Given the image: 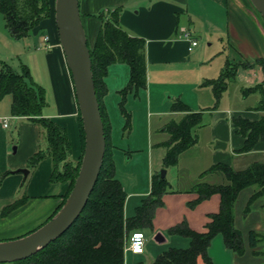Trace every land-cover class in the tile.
Masks as SVG:
<instances>
[{"label": "crops", "instance_id": "0c3cea01", "mask_svg": "<svg viewBox=\"0 0 264 264\" xmlns=\"http://www.w3.org/2000/svg\"><path fill=\"white\" fill-rule=\"evenodd\" d=\"M117 6L121 7V25L130 34L146 40L147 60L146 87L139 90V96L133 92L127 95L132 112L146 111L142 138L140 142L128 141L126 150L124 146L114 144L111 134L116 173L118 166L123 167L127 151V161H133L138 153L144 159L142 168H145L147 182L143 186L131 184L125 177H120L127 193L126 216L134 215L136 207L151 191L153 174L159 166L163 167L166 148L161 143L170 136L168 123L179 121L185 114L172 111L170 104L165 103L167 99L181 97L193 111L202 112L201 122L194 128L197 142L180 154L176 165L166 168L168 191L163 195V205L157 207L153 217V231L166 238L162 242L169 237L172 246L188 247L189 237L169 234L168 229L186 221L191 228L204 231L210 214L220 208L218 193L190 206L188 202L198 196L190 188L198 180L226 182L224 175L218 172L202 177L200 174L217 162L228 163L236 170L256 161L264 162V138L258 140L252 149L238 151L244 145L245 137L233 125L234 117L257 120L264 113V69L259 61L264 60V18L250 0H80L81 17L91 45L101 25L100 19L92 14ZM39 29H44L43 33H39ZM185 31L196 39L198 33L204 34L212 39L209 45L216 39V49L208 51L207 47L199 44L190 48L191 37ZM46 33L53 40V47L49 49L42 46ZM30 36L35 39V44L36 39L39 40L40 46L36 49L42 53L41 74L39 68L35 73L30 65L35 81L46 90L42 113L66 129L71 147L69 157L76 161L82 152L79 107L63 49L55 44L57 29L53 15L34 27ZM228 61L239 62L240 65L234 78L228 81L226 102L224 94L216 102L212 87L203 85L202 81L217 78ZM121 68L126 69V78H129L128 64L123 62L112 63L106 77L108 92L104 103L112 132L117 131L123 120L117 119V125H113L111 120L120 116L115 101H119L118 91L127 81L121 83L115 76ZM166 93H170L167 98ZM8 94L0 98V240L24 235L46 222L60 206L69 184L68 181L51 179L54 162L49 155H45L35 166L30 165V158L46 148L47 140L38 122L12 114V95ZM4 117L8 118V126L3 124ZM114 139H119L118 132ZM219 140L226 143L224 148L215 147ZM20 168H27L28 173L20 171ZM253 191V186L245 187L235 202V225L242 231L246 251L243 255L232 251V264H264V254H254L249 245L250 230L264 231V197L256 199L251 209L245 211ZM21 196L26 197L22 204L2 214L3 208ZM155 247L156 251L148 256L146 246L144 252L138 254L126 250L125 264L152 262L164 251L163 246ZM257 249L264 250V243Z\"/></svg>", "mask_w": 264, "mask_h": 264}, {"label": "trees", "instance_id": "16d2710c", "mask_svg": "<svg viewBox=\"0 0 264 264\" xmlns=\"http://www.w3.org/2000/svg\"><path fill=\"white\" fill-rule=\"evenodd\" d=\"M52 12H54L52 0H0V13L4 17L8 31L15 38L30 35L34 27L51 16ZM120 13L121 7L117 6L92 14L100 19L101 25L94 43L91 45L88 42L106 136L105 160L98 180L80 216L63 235L35 254L13 261L12 264H125V244L129 233L134 229L152 227L155 211L157 207L163 205V195L168 191L169 182L166 177L162 179L160 173L156 172L152 176L149 195L142 199L134 215L126 216L124 208L127 193L116 176L111 121L104 103V97L108 92L106 77L109 66L112 63L123 62L130 67L128 83L119 90L122 94L120 109L126 117L125 127L130 128L131 122V114L124 106L127 95L133 91L137 95L139 90L147 85L146 40L130 34L121 25ZM259 61L264 69V60ZM239 65V62L228 61L217 78H206L202 82L203 85L212 87L216 102L227 88L228 81L234 78ZM8 93L12 95V114L38 122L47 140L46 148L40 149L30 158V165L35 166L45 155H49L54 162L51 179L69 182L59 209L74 185L84 150L85 136L80 112L82 152L76 161H72L69 157L71 147L67 131L43 115L46 90L34 80L28 65L21 64L18 70L8 62H2L0 98ZM174 100L172 111H182L185 114L179 121L172 120L167 125L170 136L161 143L166 148L162 160L164 168L176 165L180 154L197 142L198 137L194 128L202 119V112L193 111L179 97ZM233 125L236 131L245 137L244 145L238 151H248L258 140L264 138V113L257 120L234 117ZM210 172L223 174L226 182L210 183L198 180L190 188L198 196L188 202L193 207L215 193L220 195V208L218 212L210 214L206 230L197 231L186 221L177 223L168 229V233L189 237L190 245L184 248L171 246L158 254L152 262L136 264H198L199 257H202L206 264H214L208 249L217 234H222L227 248L238 255L245 253L242 231L235 225V202L240 191L248 186H253L254 191L245 207L246 212L251 209L256 199L264 197V162L256 161L240 170L234 169L228 163L217 162L200 175L202 177ZM25 199V196L17 198L3 208L2 214L19 206ZM262 207L264 208V203ZM261 243H264V231L250 230L249 245L254 249V254H264V250L257 249Z\"/></svg>", "mask_w": 264, "mask_h": 264}, {"label": "water", "instance_id": "95a60500", "mask_svg": "<svg viewBox=\"0 0 264 264\" xmlns=\"http://www.w3.org/2000/svg\"><path fill=\"white\" fill-rule=\"evenodd\" d=\"M250 1L264 18V0ZM54 17L82 119L84 150L74 185L62 206L34 230L15 238L0 240V262H11L31 256L63 235L84 209L105 160V127L79 0H55ZM225 146L226 143L220 140L215 145L217 148ZM19 170L28 173L27 168ZM166 172V168L160 170L162 179L166 177ZM155 239L162 242L166 238L157 233Z\"/></svg>", "mask_w": 264, "mask_h": 264}, {"label": "rangeland", "instance_id": "374dc122", "mask_svg": "<svg viewBox=\"0 0 264 264\" xmlns=\"http://www.w3.org/2000/svg\"><path fill=\"white\" fill-rule=\"evenodd\" d=\"M54 3H55V0H52L53 7H54ZM52 15L54 17V12H52ZM2 18H4V17L0 13V69L2 68V62H8L15 69H18V70L20 69L21 64H26V65H28L29 68H31L30 65L33 66L34 72L37 71V69L39 68L38 69V72H39L40 69L42 68L41 67L42 62H41V57H40V54L42 55V53L40 51H37V49H36L38 45L40 46V44H38L39 40L36 39V44H35V39L32 38L33 36H30V35H28L26 37H22V38L13 37L6 27L5 20ZM54 19H55V17H54ZM3 21H4V25H3ZM56 29H57V26H56ZM43 31H44V29H39V33H43ZM46 36L48 37V39L44 40V38ZM56 37L57 38L55 39V41H56L55 44L61 46L60 41H59V37H58V32H57ZM42 39H43L42 46H46L47 47L46 49L53 47V43H52L53 40H52V37L50 36V34L46 33L45 35H43ZM197 39H198L199 46L207 47L206 49L208 51L214 50L217 47L216 39L212 45H209L210 44L209 42H211L212 39L207 38L202 33L197 34ZM125 70L126 69L121 68V69H118L115 73V76L117 77V80H119V82L124 83V80H127L126 84L124 86L127 85L128 80H129V78H126ZM30 72L32 74L31 69H30ZM39 74H41V72H39ZM129 74H130V67L128 65V75ZM32 76H33V74H32ZM36 76H38V75L36 74ZM228 86H227V88H228ZM226 89L222 92V94H224L223 100H225V102L227 100L226 97L228 96V92H229ZM133 93L135 94V91H133ZM168 94H170V93L165 94V98L168 97ZM118 95H119V101L118 102L115 101V108L119 109L120 116L118 118L113 117V118H111V120H112L113 125H117V123H119L118 122L119 120L117 121V119H120V120L123 119V120L120 121V124H119L120 126L117 129V131L115 129L112 132V129H111V134L113 136L114 144H116L119 147L124 146V149L128 150V144H127L128 141L140 142V139L142 138L143 126H145V117L144 116L146 114V111H144L143 113L138 112L137 110L132 112V110H133L132 106H130L131 105L130 102L129 101L127 102V100H126L124 103V106L127 109V111L130 112V114L133 117L131 116V122L129 125L130 128L125 127L126 117L124 116V114L122 113V111L120 109V102L122 101V94L118 91ZM8 96H11V94H8ZM137 96H139V95H137ZM175 98L167 99V101L165 103L166 104L169 103L170 106H172L173 102L175 101L174 100ZM179 98H181V97H179ZM181 100L184 101L182 98H181ZM184 102L187 103L186 101H184ZM134 118H136L135 121H134ZM131 128H133V129L131 130ZM116 132H118L119 142H118V140L116 141L114 139V135L116 134ZM124 143L126 146L124 145ZM132 147H135V146H132ZM128 156H129V151L126 152L123 167L121 168L120 166L117 165L118 167H117L116 176L117 177L119 176L118 177L119 179H120V177H122V178L125 177V179L127 181L131 182V184L136 183L138 186H143L145 184V182H147L146 175L144 174L145 168H142L143 163H144L143 156L141 153H138V155L133 159V161L132 160L127 161ZM162 168H164V167L159 166L157 168L156 172H160V170ZM127 170L130 173L126 172ZM123 172H124V174H123ZM262 212H263V216H264V208L262 209ZM142 229L144 230V232L146 234L145 246H146V253H147L146 255L147 256L150 255V253H153L156 251L157 248L155 246H158V245L163 246L164 250H166L170 246H172L170 243L171 238H169V237H168V240L166 242H162V243L157 242V240L155 239V234L157 231H153V226L152 227H144ZM221 236L222 235L220 234L219 237H217L215 239L213 238L214 240L212 241V244L209 248V254L213 258V260L215 261V264H232L230 256H231V254L233 255V252H232V250H230L226 247L224 240H223V237H221ZM165 246H166V248H165ZM172 247H175V246H172ZM261 250H263V249H261ZM162 252H163V250H162ZM259 255H261V254H259ZM12 262L13 261H11V262H0V264H12ZM198 264H206V263H205L203 258H200Z\"/></svg>", "mask_w": 264, "mask_h": 264}, {"label": "built area", "instance_id": "2783aa9c", "mask_svg": "<svg viewBox=\"0 0 264 264\" xmlns=\"http://www.w3.org/2000/svg\"><path fill=\"white\" fill-rule=\"evenodd\" d=\"M185 34L190 38V48L198 44V40L196 38H192L191 33L189 31H185ZM48 37L46 36L44 40H47ZM47 48L46 46H44ZM4 126L9 125V121L7 117L3 118ZM145 239L146 235L142 229H134L129 233V238L125 244V251L129 250L132 253H142L145 250Z\"/></svg>", "mask_w": 264, "mask_h": 264}]
</instances>
